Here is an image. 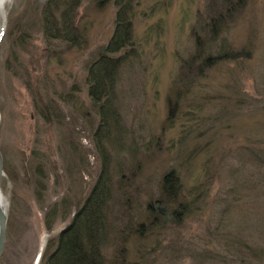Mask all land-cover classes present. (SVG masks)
Wrapping results in <instances>:
<instances>
[{"label":"rangeland","instance_id":"obj_1","mask_svg":"<svg viewBox=\"0 0 264 264\" xmlns=\"http://www.w3.org/2000/svg\"><path fill=\"white\" fill-rule=\"evenodd\" d=\"M234 1L216 30L221 0H136L133 44L113 55L124 58L103 120L88 75L114 34V0L82 1L78 44L45 37L47 0H16L0 24L8 211L0 264H47L105 170L115 226L103 247L107 264H209L199 255L223 250L230 236L264 247V166L245 151L264 152V0ZM219 54L202 76L186 66L192 56ZM178 89L184 97L170 109ZM173 168L182 186L172 208L192 209L179 222L155 215V224L148 204Z\"/></svg>","mask_w":264,"mask_h":264},{"label":"trees","instance_id":"obj_2","mask_svg":"<svg viewBox=\"0 0 264 264\" xmlns=\"http://www.w3.org/2000/svg\"><path fill=\"white\" fill-rule=\"evenodd\" d=\"M83 0H47L42 8V23L44 35L48 40L62 39L72 44H78L80 33L76 23L78 9ZM111 0H98V5L102 6ZM136 0H114L118 7L114 34L109 42L98 51V57L92 63L88 75L89 91L92 100L100 105L101 116L105 120L108 118V112L115 101V82L118 69L123 62L124 55L113 56L128 48L133 44V10ZM236 1L221 0L226 6H219L221 9H215L213 15L212 27L217 30L223 21L224 11L233 8ZM238 7H242V0ZM228 14L229 11H228ZM198 47L202 51V41H198ZM201 58V59H200ZM224 59L223 55H209L205 58L200 55L190 57L187 68L194 67L202 76L205 70L214 67L219 61ZM194 79H192L193 81ZM191 81V82H192ZM185 77L179 80L183 84ZM172 96H176V101L170 100V109L181 103L184 92L178 89ZM104 122L102 125H104ZM108 126V122L106 124ZM264 146V139L258 141ZM257 143V142H256ZM247 154L257 157L264 166V152H256L254 149L246 147ZM259 157V159H258ZM181 180L173 168L168 171L162 179V195L155 202L148 204V217L154 220L155 215L167 220L176 219L179 222L181 214H187L192 209L191 204L180 203L172 208L173 202L177 201V195L181 190ZM113 200V192L110 186V175L108 172L98 180L84 205L75 214L73 221L59 234L58 243L55 250L46 257L47 264H107L106 257L103 255V247L109 238L112 228H115L110 221L109 213L111 209L109 203ZM153 224V225H155ZM143 223L140 225L141 231ZM50 227V226H49ZM152 229V227H151ZM115 230V229H114ZM154 231V228L152 232ZM221 239L223 250H217L214 247L205 249L199 257L201 261L209 264H264V247L248 241V238L241 237ZM227 243V244H225ZM225 244V245H224ZM205 257V259H203ZM43 259V258H42ZM113 264H122L117 261ZM132 264H140L134 262Z\"/></svg>","mask_w":264,"mask_h":264},{"label":"water","instance_id":"obj_3","mask_svg":"<svg viewBox=\"0 0 264 264\" xmlns=\"http://www.w3.org/2000/svg\"><path fill=\"white\" fill-rule=\"evenodd\" d=\"M4 175V156L0 149V263L6 247L8 225V211L6 207L5 197L1 188V182ZM41 255L42 253H40L38 257L40 258Z\"/></svg>","mask_w":264,"mask_h":264},{"label":"clouds","instance_id":"obj_4","mask_svg":"<svg viewBox=\"0 0 264 264\" xmlns=\"http://www.w3.org/2000/svg\"><path fill=\"white\" fill-rule=\"evenodd\" d=\"M15 7L16 0H0V24H7L8 18Z\"/></svg>","mask_w":264,"mask_h":264},{"label":"bare ground","instance_id":"obj_5","mask_svg":"<svg viewBox=\"0 0 264 264\" xmlns=\"http://www.w3.org/2000/svg\"><path fill=\"white\" fill-rule=\"evenodd\" d=\"M46 239H47V235H44L43 240H42V246H41V248L45 245ZM37 261H38V258H37Z\"/></svg>","mask_w":264,"mask_h":264}]
</instances>
